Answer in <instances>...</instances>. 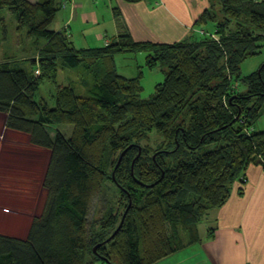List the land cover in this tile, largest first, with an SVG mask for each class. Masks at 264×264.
Returning <instances> with one entry per match:
<instances>
[{
  "label": "trees",
  "instance_id": "16d2710c",
  "mask_svg": "<svg viewBox=\"0 0 264 264\" xmlns=\"http://www.w3.org/2000/svg\"><path fill=\"white\" fill-rule=\"evenodd\" d=\"M3 11L18 34L26 29L44 44L27 66L0 58V114L49 161L42 212L24 238L0 233V264H157L201 241L200 219L222 208L235 184L243 194L250 165L264 171V132L256 128L264 63L240 74L264 48V0H210L195 26L212 23L211 35L153 44L124 32L95 49H75L50 29L57 0H0V46L9 38ZM124 53H144L149 70L162 66L150 98H140L141 71L117 73L114 58ZM59 67L77 70L86 95L57 85ZM45 81L55 85L52 108L35 100ZM66 125L69 138L58 129ZM153 136L157 149L141 146ZM98 201L104 212L91 223Z\"/></svg>",
  "mask_w": 264,
  "mask_h": 264
},
{
  "label": "crops",
  "instance_id": "0c3cea01",
  "mask_svg": "<svg viewBox=\"0 0 264 264\" xmlns=\"http://www.w3.org/2000/svg\"><path fill=\"white\" fill-rule=\"evenodd\" d=\"M59 3L61 12L56 19L60 28L57 32L65 33L75 49V44L80 45L78 49L105 47L124 32L136 42L153 44H173L198 38L200 32L206 34V31L195 23L210 8V0H59ZM2 119L0 132L4 135L12 132L5 128V116ZM261 121L262 118L258 122L261 126L256 128L264 132ZM14 134L19 135L13 143L15 149L30 158L35 156L32 151L35 146L30 144L27 135ZM30 163L25 166L23 175L28 177L27 180L33 178L35 172L34 161ZM245 179L242 195L238 194L240 185L235 184L226 204L211 212L215 225L211 229L212 237L207 234L201 242L189 246L181 264H264L262 167L250 165L245 171ZM162 261L157 264L166 263V260Z\"/></svg>",
  "mask_w": 264,
  "mask_h": 264
},
{
  "label": "rangeland",
  "instance_id": "374dc122",
  "mask_svg": "<svg viewBox=\"0 0 264 264\" xmlns=\"http://www.w3.org/2000/svg\"><path fill=\"white\" fill-rule=\"evenodd\" d=\"M29 1L36 2L37 0ZM57 2L59 3V0H57ZM60 12L61 10L58 13ZM1 14L8 24L7 28L9 31V38L7 43L0 46V58L7 56L9 59L16 62L20 61V63L27 66L30 60L36 58L38 49L44 44V41L27 37L26 29L23 30V33L18 34L15 20L10 13L3 11ZM57 15L54 20L55 22H53L50 26V29L56 32L58 28H60L59 22L56 19ZM201 27L206 31V35H211L214 31L212 23H208L207 25ZM75 47L78 49L80 45L75 44ZM115 60L116 61L114 62L117 73L125 78H135L139 71L142 72L141 99L150 98L154 94L155 86L162 83L164 80V70L159 64L153 70H149L144 67V53L117 55ZM263 63L264 48L261 50L259 55L247 59L241 64V76L245 77L258 71ZM38 74L35 73L36 76ZM236 84L241 92L245 91L244 85L239 82ZM57 85H70L77 95H86V90L80 85L79 74L76 69L59 67ZM54 94L55 85L45 81L39 86L35 100L45 102L52 108L55 103ZM2 116L4 115L0 114V126L3 123ZM261 118V122L264 125V113H262ZM259 124L261 126V123H257V126ZM58 129L62 131L67 138H69L72 133V126L69 125L60 126ZM14 133L10 132L4 135L0 132V142H2V140L4 141L2 145H0V233L24 238L28 232L31 221L35 217H38L42 212L43 204L46 198V191L43 189L42 184L48 165L49 152L47 150L34 147L32 150L34 152L33 155H35L33 156L34 158L24 155L21 150L19 151L15 149L16 146H14L13 143L17 138H19V135ZM26 138L29 139L28 136H26ZM150 141L151 143L149 142L148 145L147 143H142L141 146H150L154 150L157 149L158 143L160 142L158 137L153 136ZM204 151H206L205 148L197 151L195 156L202 154ZM32 160L35 163V169L33 168L35 172L33 174V178L31 177L27 180L28 177H23L25 166H29ZM168 162L173 163L174 157L171 156V159H169ZM32 179L33 183L31 182ZM101 204L102 203H99L98 201L95 204V207L91 210L89 214V221L91 223H96L100 220L104 212ZM211 212L213 211H209L206 215H204V217H202L197 224V230L201 240L206 238V235L209 234V232H212L210 230L215 227L211 219V216L213 215ZM189 249L190 247H186L183 249L184 251L182 250L183 253L178 252V254L168 257L165 259V264H181L180 260L186 257L184 253L188 252ZM96 264L101 263L98 262Z\"/></svg>",
  "mask_w": 264,
  "mask_h": 264
},
{
  "label": "built area",
  "instance_id": "2783aa9c",
  "mask_svg": "<svg viewBox=\"0 0 264 264\" xmlns=\"http://www.w3.org/2000/svg\"><path fill=\"white\" fill-rule=\"evenodd\" d=\"M200 35H203L204 33L203 32H200L199 33ZM36 74H38V71H35Z\"/></svg>",
  "mask_w": 264,
  "mask_h": 264
},
{
  "label": "water",
  "instance_id": "95a60500",
  "mask_svg": "<svg viewBox=\"0 0 264 264\" xmlns=\"http://www.w3.org/2000/svg\"><path fill=\"white\" fill-rule=\"evenodd\" d=\"M122 155H123V154H122ZM122 155H121V156H122ZM120 159H121V157L119 158V161H120ZM119 161H118V162H119ZM94 250H95V249H94Z\"/></svg>",
  "mask_w": 264,
  "mask_h": 264
}]
</instances>
